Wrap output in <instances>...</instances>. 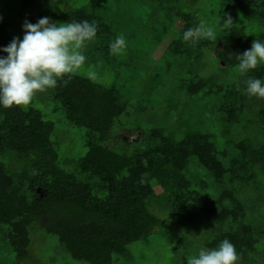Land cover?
<instances>
[{
	"label": "rangeland",
	"instance_id": "rangeland-1",
	"mask_svg": "<svg viewBox=\"0 0 264 264\" xmlns=\"http://www.w3.org/2000/svg\"><path fill=\"white\" fill-rule=\"evenodd\" d=\"M0 0V20L27 19L42 15L52 21L65 23L62 16L71 10L85 7L95 13L110 28L113 41L123 35L127 48L120 55L109 50L111 41L88 42L83 54L85 64L74 75L93 82L114 87L121 95L125 111L101 142L103 147L123 156L143 148L152 130H162L175 140L188 132L207 136L214 145V155L222 167L220 178L203 168L196 157H190L186 167L189 189L208 194L210 212L193 219L174 216L171 208L159 195L162 190L153 185L154 197L148 209L159 218L160 224L145 239L126 246L121 254L113 256L112 264H187L188 258L197 255L200 248L214 249L228 230L231 222L224 214L240 209L245 219L256 230L253 251L240 258L238 264H264V174L242 165L239 144L249 143L255 150L264 148V98L249 96L246 80H264V64L246 74L238 65L227 67L219 62L209 48H192L190 53L179 54L169 50L178 38L184 23L179 13L194 16L195 25L201 22L215 28L217 45L231 29H243L253 38L264 41L263 0ZM226 16L233 25L221 29ZM106 37V36H105ZM107 39V38H105ZM112 41V42H113ZM214 56L211 64L208 54ZM199 79L205 88L191 94L187 86ZM218 88L222 91L218 92ZM239 91L234 122H229L224 92ZM24 110H38L43 119L53 123L50 140L57 151V165L78 180L93 184L96 178L82 174L78 160L88 148L85 146L87 130L72 125L53 89L35 95L32 102L20 106ZM0 163L8 168L18 167L10 156H0ZM29 228L27 255L18 259L7 240L9 229L0 225V264H88L73 259L60 244L57 236L47 233L41 226ZM233 228L237 223L233 222Z\"/></svg>",
	"mask_w": 264,
	"mask_h": 264
},
{
	"label": "trees",
	"instance_id": "trees-1",
	"mask_svg": "<svg viewBox=\"0 0 264 264\" xmlns=\"http://www.w3.org/2000/svg\"><path fill=\"white\" fill-rule=\"evenodd\" d=\"M32 1L35 0H25L26 4ZM260 7L264 8V0ZM178 16L184 27L169 46L174 53L183 55L192 48H209L219 62L233 67L239 64L237 56L250 50L254 42L243 29L237 28L231 29L217 45L203 39L196 44L185 42L183 33L196 27L194 16L189 13ZM42 17L0 20V48L13 38H23L25 21L35 24ZM62 18L65 23L84 20L94 23L98 27L94 40L113 41L108 25L85 7L68 11ZM206 83L199 79L187 89L194 94L205 88ZM219 91L222 89L218 88ZM238 94L237 89H228L223 95L230 123L240 110L235 106ZM53 99L60 103L72 125L87 130L88 150L77 165L82 174H89L96 182L92 185L82 182L57 165L58 154L50 140L53 123L44 120L38 110L0 107V156H10L18 165L12 169L0 163V225L9 229L7 240L18 259L27 255L31 225L45 220L41 227L57 236L73 259L88 264H112L114 255L145 239L160 224L159 218L148 209L155 196L153 185L161 188L159 199L171 208L174 216L193 219L210 212L208 194L191 191L186 173L189 158L196 157L203 168L216 178L221 177L222 167L206 135L188 132L175 140L162 130H152L143 148L123 156L101 145L125 111L121 95L114 87L106 88L89 78L70 74L53 88ZM239 151L243 166L258 168L264 174V148L255 150L244 141L239 144ZM224 217L233 219L237 227L233 228L231 222L212 245L219 246L228 239L243 258L254 250L255 227L240 209L226 212Z\"/></svg>",
	"mask_w": 264,
	"mask_h": 264
},
{
	"label": "clouds",
	"instance_id": "clouds-1",
	"mask_svg": "<svg viewBox=\"0 0 264 264\" xmlns=\"http://www.w3.org/2000/svg\"><path fill=\"white\" fill-rule=\"evenodd\" d=\"M233 25L232 18L226 16L221 29ZM23 38H13L6 47L0 48V107L29 105L35 95L56 88L66 75L75 73L86 62L83 54L88 42L97 36L98 27L87 20L82 22L58 23L49 17L40 18L35 24L25 21L22 26ZM202 39L215 40V28L205 22L183 33V40L192 44ZM127 48L123 35L109 45L114 55H120ZM238 71L241 74L257 69L264 64V41L256 39L250 50L238 55ZM214 56L208 54L211 64ZM89 78H95L89 72ZM249 96L264 98V80H246ZM240 259L234 244L224 239L217 248L201 247L198 254L191 256L187 264H238Z\"/></svg>",
	"mask_w": 264,
	"mask_h": 264
}]
</instances>
